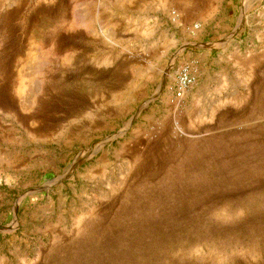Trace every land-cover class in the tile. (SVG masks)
Segmentation results:
<instances>
[{
    "label": "rangeland",
    "instance_id": "obj_1",
    "mask_svg": "<svg viewBox=\"0 0 264 264\" xmlns=\"http://www.w3.org/2000/svg\"><path fill=\"white\" fill-rule=\"evenodd\" d=\"M0 264H264V0H0Z\"/></svg>",
    "mask_w": 264,
    "mask_h": 264
},
{
    "label": "bare ground",
    "instance_id": "obj_2",
    "mask_svg": "<svg viewBox=\"0 0 264 264\" xmlns=\"http://www.w3.org/2000/svg\"><path fill=\"white\" fill-rule=\"evenodd\" d=\"M195 81L194 76L189 72H184L179 79V88L183 91L187 86Z\"/></svg>",
    "mask_w": 264,
    "mask_h": 264
}]
</instances>
